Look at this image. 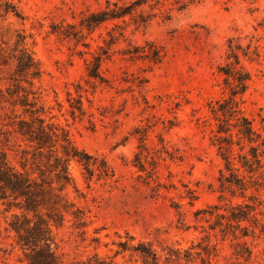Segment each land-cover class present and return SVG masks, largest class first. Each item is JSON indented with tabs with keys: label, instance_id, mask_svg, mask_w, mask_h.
Returning <instances> with one entry per match:
<instances>
[{
	"label": "rangeland",
	"instance_id": "rangeland-1",
	"mask_svg": "<svg viewBox=\"0 0 264 264\" xmlns=\"http://www.w3.org/2000/svg\"><path fill=\"white\" fill-rule=\"evenodd\" d=\"M106 3L0 0V144L11 165L21 169L24 144L11 120L24 115L23 99L34 100L31 87L46 119L114 171L89 180L80 162L69 164L74 183L64 192L86 212V223L69 211L53 225L61 261L142 264L119 244L133 236L131 244L143 241L159 252L160 264H264V168L243 166L240 154L251 157L248 141L242 151L233 145L235 168H227L212 112L229 95L221 69L234 61V49L251 77L242 107L264 136V0H148L137 9L145 11L141 25L127 15L126 22L84 27L83 18ZM147 42L164 50L159 61L133 52L149 49ZM23 47L40 66L34 86L16 72ZM100 54L104 80L88 74ZM222 174L233 183L223 184ZM238 204L253 206L247 219H230L249 210ZM16 213L14 199L0 191V264H27L10 227ZM166 246L180 257L166 262Z\"/></svg>",
	"mask_w": 264,
	"mask_h": 264
},
{
	"label": "trees",
	"instance_id": "trees-1",
	"mask_svg": "<svg viewBox=\"0 0 264 264\" xmlns=\"http://www.w3.org/2000/svg\"><path fill=\"white\" fill-rule=\"evenodd\" d=\"M147 2L148 0L131 2L107 0L104 8L87 14L83 18L82 25L92 31L108 19H122L126 22L127 15H130L136 24L141 25L147 19L144 15L145 11L137 9ZM135 13L140 17V21L134 15ZM114 39L115 35L111 36L110 45L114 43ZM147 45L150 46L149 49L146 46L136 47L133 52L139 56L144 55L155 62L159 61L164 50L153 42H147ZM229 57H234V61L228 62L221 69L224 71L225 83L230 87L229 95L217 100V105L212 106V112L220 120L217 129L220 135H217V140L220 147L227 151L223 155L229 170L235 168L229 157L233 145L237 143L242 151L245 148L244 143L248 141L251 157L247 154H240L243 159L242 164L249 172H257L264 168L262 161L264 136L260 129L255 127L253 120L245 114L241 98L248 88L250 72L243 66L234 49ZM15 58L18 62L16 72L25 75L27 80H30V84L34 86L32 78L39 77L41 73L39 63L26 47L21 48L20 54ZM102 61L101 54L94 57L88 72L90 77L104 80L100 73ZM27 94H32L34 100L27 97L23 99L21 106L24 108V115H15L11 120L13 132L21 137L24 143L23 145L18 144L21 147L23 158L20 163L21 169L11 165L4 144H0V191L3 198H13L16 206L21 210V213L13 215L10 227L17 234L16 240L27 257V264H63L54 247L53 225H61L65 221L66 212L69 211L77 218L79 225L86 223V212L69 201L64 192L67 185L74 183L69 164L72 160L80 162L87 171L89 180H92L95 175L99 179H108L114 175V171L104 157L90 154L87 150L77 147L69 137L68 131L60 123L46 119L44 105H38L36 92L31 87L27 90ZM81 107L82 105L77 106L76 109L82 110ZM72 114H75L74 108ZM261 122L264 131V117ZM6 140L9 141V138ZM260 176L264 178V171H260ZM222 178H224L223 184L233 183V180L224 174ZM238 179L244 188V181ZM244 206L249 210L240 213L241 216L232 212L233 217L230 219H239V221L247 219L253 206L250 204L237 205L239 209ZM133 239L134 237L130 236L129 240L121 241L119 244L122 250L131 251V255H139L142 258V264H160L161 255L150 243L140 241L137 244H131L129 241ZM165 248L167 250L166 262L180 257L178 249L168 246Z\"/></svg>",
	"mask_w": 264,
	"mask_h": 264
}]
</instances>
